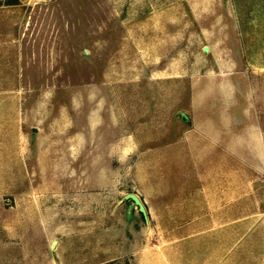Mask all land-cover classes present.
<instances>
[{"label":"rangeland","instance_id":"rangeland-1","mask_svg":"<svg viewBox=\"0 0 264 264\" xmlns=\"http://www.w3.org/2000/svg\"><path fill=\"white\" fill-rule=\"evenodd\" d=\"M235 72L264 121V0L1 1L0 264H264V199L194 189L185 136Z\"/></svg>","mask_w":264,"mask_h":264},{"label":"crops","instance_id":"crops-1","mask_svg":"<svg viewBox=\"0 0 264 264\" xmlns=\"http://www.w3.org/2000/svg\"><path fill=\"white\" fill-rule=\"evenodd\" d=\"M227 76V82L233 89V99L222 105L216 102V111L212 107L210 110L206 108L207 129L202 128L201 133L196 129L185 136L186 140L191 137L192 155L196 158L195 167H192L193 188L202 193V190H209L208 182L212 179L222 183L231 181L234 204L242 205L247 203V198L252 200L259 196V199H264V149L257 148L259 144L264 145V121L257 120L252 113L256 108L257 90L253 77L244 72ZM224 117H227V124L222 121ZM185 156H189L187 146ZM212 173H215L214 177Z\"/></svg>","mask_w":264,"mask_h":264},{"label":"trees","instance_id":"trees-1","mask_svg":"<svg viewBox=\"0 0 264 264\" xmlns=\"http://www.w3.org/2000/svg\"><path fill=\"white\" fill-rule=\"evenodd\" d=\"M3 2L5 4H12V3H16L18 2V0H0V2ZM99 264H129L128 260H125V261H119V260H116V259H112V260H109L107 262H104V263H99Z\"/></svg>","mask_w":264,"mask_h":264},{"label":"water","instance_id":"water-1","mask_svg":"<svg viewBox=\"0 0 264 264\" xmlns=\"http://www.w3.org/2000/svg\"><path fill=\"white\" fill-rule=\"evenodd\" d=\"M128 195H130L136 202L140 204V200L137 199V197L134 194H128Z\"/></svg>","mask_w":264,"mask_h":264},{"label":"bare ground","instance_id":"bare-ground-1","mask_svg":"<svg viewBox=\"0 0 264 264\" xmlns=\"http://www.w3.org/2000/svg\"><path fill=\"white\" fill-rule=\"evenodd\" d=\"M138 199V198H137Z\"/></svg>","mask_w":264,"mask_h":264}]
</instances>
